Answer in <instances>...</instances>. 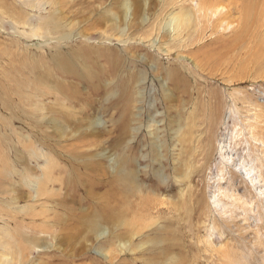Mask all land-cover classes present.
Masks as SVG:
<instances>
[{
	"label": "rangeland",
	"instance_id": "1",
	"mask_svg": "<svg viewBox=\"0 0 264 264\" xmlns=\"http://www.w3.org/2000/svg\"><path fill=\"white\" fill-rule=\"evenodd\" d=\"M195 4L0 0V264H264V30Z\"/></svg>",
	"mask_w": 264,
	"mask_h": 264
},
{
	"label": "bare ground",
	"instance_id": "2",
	"mask_svg": "<svg viewBox=\"0 0 264 264\" xmlns=\"http://www.w3.org/2000/svg\"><path fill=\"white\" fill-rule=\"evenodd\" d=\"M191 1H195V5H196V10L198 13H200L202 20H209V22L214 24V30L216 32L219 22L222 21L224 18H229L231 16H233L236 12L241 13V17L236 19V21L243 26H248V24L250 22H252V25H255V31L259 34L260 32H262L264 30V14H263V9H262V5H260L258 2V4L255 3V0H248V3H244V2H239L238 0H231L229 5H228V11L226 13H217L218 12V8L219 6L224 2V0H191ZM261 1V0H260ZM262 2V1H261ZM234 11V13H232ZM261 14V15H260ZM223 18V19H222ZM188 20V19H187ZM177 21V19H176ZM181 21V20H180ZM206 24V23H205ZM202 25L204 26V24L202 23ZM253 27V26H252ZM207 28V27H206ZM206 28L204 30H206ZM190 29V27H189ZM213 30V29H212ZM213 30V31H214ZM183 31V30H182ZM196 31V30H195ZM258 36V35H256ZM254 40V39H253ZM239 42V41H238ZM250 42V41H249ZM237 43V41H236ZM256 43V42H255ZM245 44V43H244ZM248 44V43H247ZM251 44V43H250ZM260 44V43H259ZM235 45V43L233 44V46ZM238 45V44H237ZM236 46V45H235ZM244 46V45H243ZM248 46V45H246ZM240 47V46H239ZM247 48V47H246ZM235 49V48H234ZM249 50V49H248ZM238 53V52H237ZM232 55V54H231ZM235 55V54H234ZM238 56V55H237ZM239 57V56H238ZM249 58V57H247ZM230 59V58H228ZM249 60V59H248ZM250 61V60H249ZM248 61V62H249ZM240 62V61H239ZM234 63V62H232ZM231 69V68H230ZM238 69V68H237ZM240 79V78H239ZM70 87V86H69ZM65 98V97H64ZM82 116V115H81ZM259 116V115H258ZM75 119V118H74ZM254 137V136H253ZM262 139V138H261ZM260 144H262V148H264V141H260ZM81 145V144H80ZM255 150V149H254ZM253 152V150L251 151V153ZM258 153V152H257ZM250 154V153H249ZM248 154V155H249ZM253 154V153H252ZM256 154V153H255ZM262 154V153H261ZM257 155V154H256ZM259 155V154H258ZM260 156V155H259ZM255 157V156H254ZM262 157V156H261ZM255 159V158H254ZM253 160V159H252ZM248 162V161H247ZM228 164H231V166H235V167H239L240 166V171L243 170L246 178L243 181L244 182V188L245 190L249 193L252 194L253 189L255 190H259L260 196L262 197V199H264V162L262 163V161H258V163L256 164H252L249 167L248 164L245 163V159L242 161V166L241 164L239 165H235L236 164V160H234L232 157L228 158L227 161ZM249 163V162H248ZM250 164V163H249ZM227 165V164H226ZM227 168V167H226ZM122 171L124 172V176L125 178H129L131 179L133 176H131V171H127L125 168H123V165L121 167ZM225 169V168H224ZM119 172V170H118ZM231 172V171H230ZM229 174V173H228ZM231 174V173H230ZM234 177L233 180H235L234 178H236L238 175L236 172H234ZM117 177V176H116ZM126 180V179H125ZM122 181V180H121ZM249 181L252 185H249L248 182ZM250 186L253 188L251 189ZM228 189V188H227ZM233 189L234 190H239L240 186L237 185L235 182L233 184ZM224 190V189H223ZM226 190V189H225ZM234 192V191H233ZM251 192V193H250ZM223 193V192H222ZM234 194H231L232 199L234 198ZM242 194V193H241ZM223 195V194H222ZM258 196V195H257ZM245 197V198H244ZM247 195L243 194V195H239V197H237L236 199L238 200H242V199H247L246 198ZM218 198V197H217ZM259 198V197H258ZM216 202H219V199L216 200ZM243 202V201H242ZM230 203V202H229ZM235 204V203H234ZM244 204V203H243ZM247 204V203H246ZM251 205V204H250ZM256 206V205H255ZM223 206H221L222 208ZM234 207V206H233ZM239 207V206H238ZM253 207V206H252ZM259 207V206H258ZM225 208V207H223ZM234 209V208H233ZM247 209V207H246ZM227 210V209H226ZM225 210V211H226ZM238 210V209H237ZM241 210V209H240ZM239 210V211H240ZM248 210V209H247ZM252 210V209H250ZM223 211V210H222ZM230 211V210H229ZM232 211V210H231ZM233 212V211H232ZM229 213V212H228ZM230 214V213H229ZM228 214V215H229ZM225 215V214H224ZM227 212H226V216ZM231 215V214H230ZM114 217V216H113ZM230 217V216H229ZM228 219V217H227ZM96 224H100L98 221Z\"/></svg>",
	"mask_w": 264,
	"mask_h": 264
}]
</instances>
